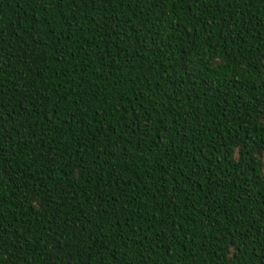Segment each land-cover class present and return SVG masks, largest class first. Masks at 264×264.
<instances>
[{
  "label": "trees",
  "instance_id": "1",
  "mask_svg": "<svg viewBox=\"0 0 264 264\" xmlns=\"http://www.w3.org/2000/svg\"><path fill=\"white\" fill-rule=\"evenodd\" d=\"M0 264H264V0H0Z\"/></svg>",
  "mask_w": 264,
  "mask_h": 264
}]
</instances>
